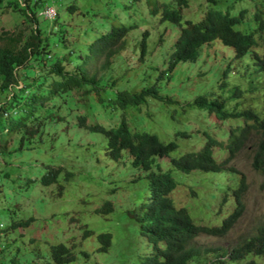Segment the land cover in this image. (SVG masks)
Segmentation results:
<instances>
[{"label": "rangeland", "instance_id": "374dc122", "mask_svg": "<svg viewBox=\"0 0 264 264\" xmlns=\"http://www.w3.org/2000/svg\"><path fill=\"white\" fill-rule=\"evenodd\" d=\"M18 1L21 5L25 3ZM42 1L40 11L45 6H52L56 11L53 19L38 12L42 36L48 40L47 49H51L44 69L65 57L62 66L77 67L76 71L91 79L102 102L94 100L91 94L84 95L82 90L91 87L89 84L64 93L59 91L47 102L48 116H43L41 108L36 112L43 122L34 125L33 135L23 131L15 133L7 144L3 140L8 137L0 136V264H10L14 256L21 264H46L51 261L49 246L60 242L76 252L78 259L74 264H133L137 255H147L153 250L133 229L134 220L127 215L149 195L146 172L131 165L132 157L126 151L118 160L110 159L106 155L105 136L79 126V117L86 118L87 126L99 123L104 127H116L125 118L131 131L153 133L163 142L175 140L178 148L173 155L198 150L207 134L226 144L228 131L240 122L220 120L188 103L197 95L214 91L216 96L225 99L227 109L238 103L239 109L252 107L260 112L264 109V71L254 63L252 50L236 58L234 49L218 39L202 45L195 61L178 63L171 72L167 71L179 27L161 17L165 5L169 9L177 7L173 0ZM188 2L182 11L183 19L198 21L209 8L234 16L242 11L243 21L234 28L243 30L253 27L251 12L264 4V0ZM33 26L19 12L0 10V31L22 29L27 35ZM119 28L127 30L119 41L121 48L111 57L106 70L92 74L98 59V53L94 52L95 39L110 34L112 29L116 36ZM145 31L149 36L141 54ZM261 34L258 46L253 48L260 55L264 53V29ZM33 64L34 73L30 70L29 77L34 83L45 81L44 93H47L54 86L52 80L60 79L56 75L36 74L34 68L38 65ZM148 86H153L156 92L138 106L116 108L109 100L116 90ZM238 86L245 90L241 96L233 94ZM5 122L2 118L1 123ZM27 123L31 125L30 121ZM178 131L188 132L189 137L177 136ZM259 142L258 134L250 133L226 165L228 169L219 172L195 169L183 173L169 164L168 157L155 158L152 169L159 165L163 171H171L178 183L172 198L176 206L187 208L196 223L218 225L232 208L230 193L240 175H244L248 185L242 216L225 236L196 237L193 245L208 248L210 252L189 264L208 263L220 248L226 249L264 222V174L252 166V155ZM214 156L223 160L229 153L223 146H216ZM51 168H61V171L54 182L45 184L43 177ZM224 193L229 197L221 205ZM106 200L112 202L113 210L106 214L96 212ZM28 219L31 220L26 226L11 227L13 222ZM98 232L112 235L111 245L105 252L98 251L95 239ZM258 262L264 264V257L259 256Z\"/></svg>", "mask_w": 264, "mask_h": 264}, {"label": "trees", "instance_id": "16d2710c", "mask_svg": "<svg viewBox=\"0 0 264 264\" xmlns=\"http://www.w3.org/2000/svg\"><path fill=\"white\" fill-rule=\"evenodd\" d=\"M24 1V5H21L18 0H0L2 12L9 11V9L19 12L34 24L27 35L22 29L17 32L0 31V94L4 95L0 99V136L8 137L3 140L5 144L8 143L11 136L21 131L33 135L36 132L34 125L43 122L36 112H39L41 108L44 110L43 116H48L50 105L47 102L52 100L59 91L64 93L73 88L81 89L82 85L89 84L91 87L82 90L84 95L91 94L94 100L102 102V97L93 88L91 79H87L82 72L76 71L77 67L71 66L66 69L62 66L61 61L65 57L55 60L46 70L44 69L45 62L50 59L48 52L51 49H47L48 40L47 38V42L44 40L45 37L42 36L43 33L38 24V12L43 7V1L36 0L33 4L30 2L31 0ZM173 1L177 7L169 9L165 5L161 17L162 20H168L179 27L178 35L172 44L167 71L171 72L178 63L195 61L200 47L215 39L232 47L236 58H240L252 50L255 58L254 63L258 64V69L264 71V54H256V51L253 50L258 46L257 40L262 39L264 4L255 7L251 12L253 27L243 30L234 28L236 24L240 25L243 21L242 11L234 16L228 12L221 13L209 8L203 12L198 21H192L182 17V11L188 7L189 0ZM206 1L211 4L216 3V0ZM69 8L73 9L72 6ZM116 30L118 31L116 36L114 35L115 29H112L110 34L101 35L95 39L94 52L98 53V59L92 74L95 71L99 74L101 70H106L111 57L121 48L119 41L127 30L125 28ZM148 36V31L142 33L141 54L146 49ZM140 57L142 58V55ZM102 60L103 62L100 63ZM33 63L38 65L37 68H34L36 74L56 75L60 79L52 80L54 86L49 88L47 93H44L45 81L34 83L29 77L32 72L31 67L34 66ZM30 70L31 72H29ZM223 76H225V72ZM19 83H21L20 87H18ZM221 87H223V82L219 88ZM248 90L253 91L254 89L249 88ZM243 91L245 90L238 86L235 87L233 94L241 96ZM155 92L156 89L153 86L141 89L131 88L130 91L120 89L116 90L109 100L116 108H125L128 105L138 106L145 100V97ZM220 97L211 91L197 95L188 105L205 109L208 114H214L220 120L235 119L240 122L228 131L224 148L228 150L229 156L223 160H217L214 156V147L223 145V140L208 134L198 150L173 155L178 148V143L175 140L163 142L153 133L131 131L125 118H122L116 127H104L99 123L87 126L86 118L79 117V126H85L105 136L106 155L110 159L118 160L123 151H126L132 157L131 165L146 172L149 195L146 200L139 203L136 209L129 210L127 215L134 220L133 229L137 230L138 235L144 237L151 244L153 250L147 255H137L133 264H189L193 259L199 260L202 255L208 254L210 249H200L198 246H194L195 238L201 234L225 236L244 212L243 196L248 185L242 174L230 193L232 208L224 215L220 223L218 225L196 223L187 208L176 206L172 198V193L178 183L172 177L171 171H163L159 165L152 169L155 158L168 157L169 164L183 173H189L195 169L204 172L227 170L228 166L226 167V165L245 143L248 135L255 132L258 134L260 142L254 149L252 166L264 174V109L260 112L255 111L252 107L239 109L238 103L227 109L225 99ZM69 99H71L70 96ZM2 118L6 119L5 123H1ZM27 121H30L31 125H28ZM23 126L25 129H22ZM176 135L186 138L189 133L178 131ZM229 170L235 172L233 168ZM60 171L61 168H51L48 174L43 177V183L54 182ZM192 193L194 192L192 191ZM228 197L227 193L222 194L221 205L228 200ZM112 210L113 205L109 200L104 201L99 208H96V212L103 214ZM30 220L13 222L11 227L26 226ZM111 238L110 232H98L95 235V239L100 245H98V251H107L111 245ZM49 255L51 261L46 264H74L78 259L76 252L63 242L50 245ZM259 256L264 257V222L257 224L252 232L230 244L226 249L220 248L219 252H216L215 258L205 264H258ZM15 262L21 264L18 263L16 256L10 259V264Z\"/></svg>", "mask_w": 264, "mask_h": 264}, {"label": "clouds", "instance_id": "9594fccd", "mask_svg": "<svg viewBox=\"0 0 264 264\" xmlns=\"http://www.w3.org/2000/svg\"><path fill=\"white\" fill-rule=\"evenodd\" d=\"M46 7H51V8H53L52 6H45L44 9L41 10L39 13H40L42 16H44L45 18L53 19V18H54V15H55V13H56L55 9L53 8V10H54V14H53L52 16H50V17H47V16H45V15L42 13V12L45 10ZM258 54H259V53H258ZM263 54H264V53H263ZM254 60H255V58H254ZM222 146L224 147L225 144L223 143V145H221L220 147H219V146H217V147L221 148ZM215 147H216V146H215ZM215 147H214V148H215Z\"/></svg>", "mask_w": 264, "mask_h": 264}, {"label": "built area", "instance_id": "2783aa9c", "mask_svg": "<svg viewBox=\"0 0 264 264\" xmlns=\"http://www.w3.org/2000/svg\"><path fill=\"white\" fill-rule=\"evenodd\" d=\"M45 16L50 17L54 14V10L51 7H46L45 10L42 12Z\"/></svg>", "mask_w": 264, "mask_h": 264}]
</instances>
